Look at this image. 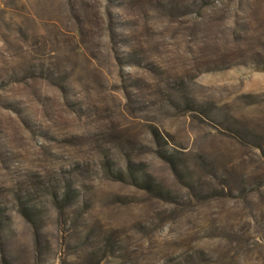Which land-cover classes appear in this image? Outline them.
I'll use <instances>...</instances> for the list:
<instances>
[{"label": "rangeland", "instance_id": "1", "mask_svg": "<svg viewBox=\"0 0 264 264\" xmlns=\"http://www.w3.org/2000/svg\"><path fill=\"white\" fill-rule=\"evenodd\" d=\"M0 264H264V0H0Z\"/></svg>", "mask_w": 264, "mask_h": 264}]
</instances>
